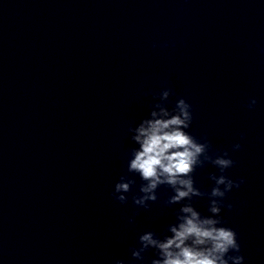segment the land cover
<instances>
[{
    "label": "clouds",
    "instance_id": "obj_1",
    "mask_svg": "<svg viewBox=\"0 0 264 264\" xmlns=\"http://www.w3.org/2000/svg\"><path fill=\"white\" fill-rule=\"evenodd\" d=\"M162 46L169 44L166 42ZM173 95L170 87L152 93L148 114L135 126L127 127L135 147L130 150L126 173L114 185L113 199L127 204L126 194L133 193L138 178V192L131 196L132 204L150 209L159 200L158 190L165 187L171 194L163 204L172 208L175 218V222L160 232L149 230L140 234L139 246L130 248L131 260L127 264H143L144 254L149 251L154 256L150 264H244L238 233L227 226L222 212L225 208L233 209L226 198L245 180H234L227 174L237 163L227 150L214 149L207 135L196 137L188 131L194 118L192 106L180 97L170 108L168 104ZM256 104L253 97L246 107L254 110ZM241 139H244L243 133ZM241 148L239 142L232 145V151ZM209 164L219 175L211 173L212 187L210 191H203L196 185L194 174ZM205 198L208 215L202 214L194 203ZM176 205L179 207H174ZM129 223L134 220L130 218ZM114 264H126V261L116 259Z\"/></svg>",
    "mask_w": 264,
    "mask_h": 264
}]
</instances>
